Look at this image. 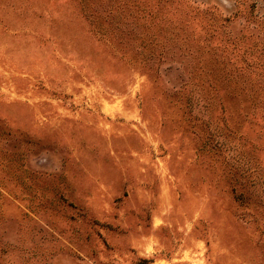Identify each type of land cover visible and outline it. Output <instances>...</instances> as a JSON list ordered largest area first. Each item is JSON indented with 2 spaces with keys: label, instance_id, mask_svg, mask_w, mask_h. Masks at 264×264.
<instances>
[{
  "label": "rangeland",
  "instance_id": "1",
  "mask_svg": "<svg viewBox=\"0 0 264 264\" xmlns=\"http://www.w3.org/2000/svg\"><path fill=\"white\" fill-rule=\"evenodd\" d=\"M0 264H264V0H0Z\"/></svg>",
  "mask_w": 264,
  "mask_h": 264
}]
</instances>
